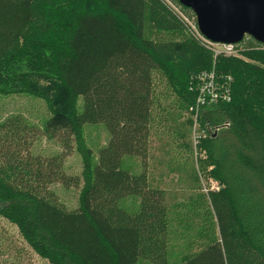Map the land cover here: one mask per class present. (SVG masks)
Here are the masks:
<instances>
[{"label": "trees", "instance_id": "1", "mask_svg": "<svg viewBox=\"0 0 264 264\" xmlns=\"http://www.w3.org/2000/svg\"><path fill=\"white\" fill-rule=\"evenodd\" d=\"M255 43L214 57L164 0H0V96L40 99L42 132L62 147L35 155L25 125L0 120V217L49 264H264V46ZM211 70L219 97L196 106L198 76ZM156 74L177 107L192 108L182 123L171 117L181 161H165L164 149L152 163V136L171 110ZM192 118L201 170L218 185L206 196L189 160ZM87 124L109 133L96 154ZM73 150L80 176L63 168ZM170 174L180 197L162 181ZM55 183L80 187L76 208L58 201Z\"/></svg>", "mask_w": 264, "mask_h": 264}, {"label": "rangeland", "instance_id": "2", "mask_svg": "<svg viewBox=\"0 0 264 264\" xmlns=\"http://www.w3.org/2000/svg\"><path fill=\"white\" fill-rule=\"evenodd\" d=\"M171 1L176 2V0ZM188 10L189 11H183V16L189 19V15L193 17L194 14L190 9ZM250 38H245L243 44L238 46L236 48L237 51L231 56L241 57L239 54V50L241 48L256 46L257 44L253 38ZM154 76L156 91L162 94L160 96V101L163 104H169L171 110L169 114H167L169 117L167 115L164 116L165 118L161 117L162 124L157 125V129L152 136V149L150 151L153 157L152 163L156 164L159 159L161 160L163 158V155L166 153L164 149L169 150V154L164 157L165 161H168L167 159L170 157L175 161L178 157L179 160L177 161H181L184 150L178 145L179 141L178 138L175 137V130L171 121V117L174 118V114H180L178 120L182 123V121L185 119H190L191 109L187 108L185 110H181L179 107H177L175 103V96L169 92L165 81L162 78L159 79L157 74ZM199 84L200 82L198 81L195 85ZM157 110L158 109L156 108V111ZM47 117L48 113L46 111L45 105L40 99L25 94L0 96V120L12 118L19 121L21 125H25L22 129L23 133L20 134L24 136L21 137L29 138V140L32 137V144L30 147L31 152L42 157H49L62 151L60 142L56 138H49L42 132V124ZM192 120L193 122L189 127L188 134L191 146L189 160H191L190 162L192 163L198 178V189H196V191L203 193L206 196L209 191L218 190V185L214 179L206 176L201 170L200 162L204 159V156L202 155V152H196V150L193 148V129L195 126V120L193 118ZM196 133H198L197 128ZM84 138L86 144L92 148L94 154H96L98 149L107 143L109 139V133L104 124H87L84 127ZM19 146L22 148L24 147V144L20 142ZM126 163L130 164L136 170H140L139 160L127 159ZM63 168L67 175L80 176L82 168L81 159L74 150L65 156ZM157 168H162V165L157 164L156 169ZM155 172H158V170H155ZM161 178H163L162 181H164L169 187L170 192L174 193L177 197H180L184 194L182 189L183 185L175 182V174L162 176ZM48 188L54 192L58 201L66 208L74 209L77 207L80 187L70 186L65 188L61 184L55 183L50 185ZM124 203L126 206H131L135 203V199L127 198ZM0 264H49V262L39 257L28 246V244L19 234L15 225L0 217Z\"/></svg>", "mask_w": 264, "mask_h": 264}, {"label": "water", "instance_id": "3", "mask_svg": "<svg viewBox=\"0 0 264 264\" xmlns=\"http://www.w3.org/2000/svg\"><path fill=\"white\" fill-rule=\"evenodd\" d=\"M192 11L197 30L214 43L235 44L250 36L264 45V0H178Z\"/></svg>", "mask_w": 264, "mask_h": 264}, {"label": "built area", "instance_id": "4", "mask_svg": "<svg viewBox=\"0 0 264 264\" xmlns=\"http://www.w3.org/2000/svg\"><path fill=\"white\" fill-rule=\"evenodd\" d=\"M166 1L171 8L175 11V13L178 15V17L181 19V21L186 26L187 30L191 35H193L196 39H198L205 47H207L209 50L212 51L213 56L216 57L219 54H225V55H233L237 50L236 48L243 44L245 38H250V36H245L242 41L235 43V44H227V43H214L209 40H207L204 36H202L199 31L197 30L195 17H191L189 15V19L184 17L183 12L179 9L178 6H176L173 1L171 0H164ZM264 46V45H263ZM199 94L197 95L196 99V106L199 104H203L206 99L209 101H215L219 97L218 93V85L215 80V74L213 71L205 72L200 74L199 76ZM227 85H225L226 87ZM192 109V108H190ZM227 124H224L221 127L226 126ZM196 123L193 129V147L195 150V146L198 143V140L200 138V134L196 133ZM220 127L215 128V131L218 130Z\"/></svg>", "mask_w": 264, "mask_h": 264}]
</instances>
